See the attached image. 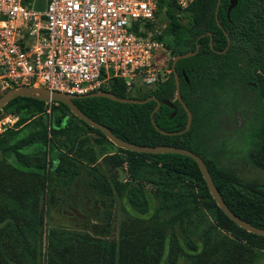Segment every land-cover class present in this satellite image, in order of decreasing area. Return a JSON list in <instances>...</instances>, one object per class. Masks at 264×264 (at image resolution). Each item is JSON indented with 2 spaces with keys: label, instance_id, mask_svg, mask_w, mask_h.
<instances>
[{
  "label": "trees",
  "instance_id": "trees-1",
  "mask_svg": "<svg viewBox=\"0 0 264 264\" xmlns=\"http://www.w3.org/2000/svg\"><path fill=\"white\" fill-rule=\"evenodd\" d=\"M157 2L158 11L163 10L167 18L165 35L173 57L194 51L199 44L195 55L179 59L176 64L183 99L193 113L190 129L173 134L157 129L151 115L156 100L130 103L91 96L74 101L121 139L150 146L170 144L199 154L229 207L241 218L264 228V184L238 182L220 168L217 158L223 146L218 140L222 115L245 102L244 109L251 113L244 134L249 158L264 169V0H238L230 16V0H222V26L215 16L218 0H194L184 11L174 0ZM185 13L191 16L192 24L182 22ZM227 33L231 38L228 48ZM101 90L121 97L173 100L174 107L162 103L154 118L167 132L186 127L187 112L176 97L173 70L167 81L138 95L128 91L121 78ZM8 114L19 119L0 134V184L5 182L7 169L34 176L37 184L23 201L22 195H9L0 185V264H18L20 259L36 264V252L43 246L42 202L49 196V206L53 207L69 202V195L73 198L79 191L93 201L106 199L108 217L97 220L107 225L102 230L88 226L97 236L109 231L115 191L138 213V220L147 223L140 224L139 246L127 254L120 249L116 252L115 243L89 238L50 213L46 250L59 264H66L68 249L83 245L108 253L88 264H233L243 241L263 250L254 264H264V236L245 230L225 214L194 158L115 146L100 129L80 119L60 101L18 96L0 111V119ZM106 143L122 153L121 162L126 165L127 179L116 181L115 191L96 166L107 153Z\"/></svg>",
  "mask_w": 264,
  "mask_h": 264
},
{
  "label": "built area",
  "instance_id": "built-area-1",
  "mask_svg": "<svg viewBox=\"0 0 264 264\" xmlns=\"http://www.w3.org/2000/svg\"><path fill=\"white\" fill-rule=\"evenodd\" d=\"M174 1L184 11L194 0ZM46 2L40 11L36 0H0V94L22 85L82 94L121 78L136 95L169 79L157 0ZM18 119L3 116L0 134Z\"/></svg>",
  "mask_w": 264,
  "mask_h": 264
},
{
  "label": "rangeland",
  "instance_id": "rangeland-1",
  "mask_svg": "<svg viewBox=\"0 0 264 264\" xmlns=\"http://www.w3.org/2000/svg\"><path fill=\"white\" fill-rule=\"evenodd\" d=\"M181 15V14H180ZM181 20L184 24H192V18L187 13L181 15ZM156 23H167V18L164 11H158L156 15ZM174 57L170 53L167 59L168 67L171 68ZM172 70V68H171ZM139 93H137L138 95ZM246 103L244 102L240 108L232 109L230 112L226 111L222 115V131L218 135V140L223 144L218 153V165L231 177L243 184H264V169L253 164L249 158V151L246 147V140L244 137L246 122L251 115L250 111L244 109ZM107 144V153L100 157L96 166H98L108 177L112 187L115 188V182H123L127 179L126 165L122 164L121 156L117 148L110 143ZM5 182L1 185L7 194L15 195L19 193L23 196L28 194L30 190L35 189L36 180L34 176L16 173L12 170H6ZM152 188V185H147ZM47 195H45L46 198ZM42 212L44 214V226L42 229L43 246L36 252V264H59L48 255L46 250L47 234L49 232V217L53 213L57 220L65 222L71 221L67 217L62 218L61 212L63 204H55L53 207L49 206V196L44 199ZM3 210L0 208V217ZM138 213L131 207L128 201L118 196L115 191L113 197V204L111 208V220L109 231L103 235H95L90 232L88 226L95 225L98 230L104 229L106 222L93 219L89 222H82L77 228L79 233L84 234L89 238L103 239L108 242H113L117 245L116 252L122 250L124 253L130 254L139 246L141 237V223H147L146 220H138ZM107 211L102 212V218H107ZM103 220V219H102ZM87 226V228H86ZM87 230H86V229ZM68 258H65L66 264H88L98 256L108 255L104 249H100L92 245H83L74 249H68ZM105 251V252H104ZM263 250L255 247L246 241L241 243V246L235 253L233 264H254L255 258ZM18 264H30L25 259H20Z\"/></svg>",
  "mask_w": 264,
  "mask_h": 264
},
{
  "label": "water",
  "instance_id": "water-1",
  "mask_svg": "<svg viewBox=\"0 0 264 264\" xmlns=\"http://www.w3.org/2000/svg\"><path fill=\"white\" fill-rule=\"evenodd\" d=\"M221 2H222V0H218L217 7H216V13H215L216 19H217L218 24L220 26H222L220 21H219V9L221 6ZM46 3H47L46 0H36L35 9L40 10V11H44L46 9ZM237 3H238V0H230V6L228 8V16H230L231 10L237 5ZM227 37H228V46H227V48H228L230 43H231V38H230L228 33H227ZM212 45H213V43H212ZM198 50H199V44L197 45L196 50L175 56L173 59V63H172V68H173L172 70L175 72V79H176V97L181 102V104L183 105V107L185 108V110L187 112L186 127L183 130L178 131V132H167V131L161 129L159 127V125L157 124L155 118H154V113L159 110L162 103L169 104L170 106L174 107L173 100H161L156 96H151V97L146 98V99H140V98H137L135 96H133V97H121V96H118L117 94L110 92V91H107V90H95V91L79 94V93H70V92H65V91H61V90L50 89V88H46V87H42V86L22 85V86H19L16 88H11L10 90L1 94V96H0V111L3 110L4 107L12 99H14L18 96L32 97V98H37V99L48 101V102L60 101V102L65 103L66 105H68L69 108L71 109V111L76 116H78L80 119L84 120L89 125L100 129L107 136V138L110 141H112L115 145H117L118 147L128 149V150H132V151H136V152L180 153V154L188 155V156L194 158L196 160V162L198 163V165H199V167L203 173V176H204V178L208 184V187L210 189V192H211L213 198L216 200L217 204L225 212V214L231 220H233L236 224H238L240 227L244 228L245 230L252 232V233H255V234H258L260 236H264V228L256 226L255 224L241 218L239 215H237L229 207V205L226 203L223 196L221 195L220 190L216 186L214 179L211 175V172L207 166V163L199 154H197L196 152H194L191 149L180 147V146H174V145H170V144H161V145H156V146H150V145H145V144H138V143H134V142H129V141H126L124 139H121V138L117 137L107 125L91 118L84 111H82L81 108H79V106L74 101V99H76V98L91 97V96H105V97H109L111 99H114V100H117L120 102H130V103H146L150 100H156L157 105L155 106V108L151 114L152 115V122L155 125V127L157 129H159L162 133H165V134L186 132L190 129V127L192 125L193 113L190 110L189 106L187 105L186 101L183 99L182 90H181V80H180L179 73L176 70V64H177L179 59L195 55L198 52ZM175 113L176 112H174L173 115H175Z\"/></svg>",
  "mask_w": 264,
  "mask_h": 264
},
{
  "label": "flooded vegetation",
  "instance_id": "flooded-vegetation-1",
  "mask_svg": "<svg viewBox=\"0 0 264 264\" xmlns=\"http://www.w3.org/2000/svg\"><path fill=\"white\" fill-rule=\"evenodd\" d=\"M73 195H74L73 198L72 196L69 195L70 197L69 202L62 203L63 206H62V209L60 210L62 211L61 217L62 218L67 217L68 219L71 220V221L65 222L60 219L59 221L63 223H70L71 226L78 227L80 223L82 222H89L93 219L97 220V218H100L102 216V212H104L106 209V206H107L105 202L106 199L102 196L101 198L100 195L98 196L101 199H97L94 201L87 196V193H82L79 191V192L74 193ZM79 202L80 204L79 206H77Z\"/></svg>",
  "mask_w": 264,
  "mask_h": 264
}]
</instances>
